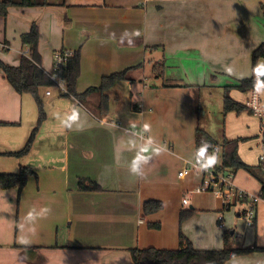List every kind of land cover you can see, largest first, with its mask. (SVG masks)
<instances>
[{
	"label": "crops",
	"instance_id": "1",
	"mask_svg": "<svg viewBox=\"0 0 264 264\" xmlns=\"http://www.w3.org/2000/svg\"><path fill=\"white\" fill-rule=\"evenodd\" d=\"M11 1L7 14L0 15V61L5 64L17 67L30 57L23 36L36 25L47 75L54 72L56 52L81 51L78 94L99 86L105 76L130 71L110 90V112L103 117L56 88L51 95L44 90L47 118L38 126L32 95L16 92L0 70V174L25 167L34 172L21 191L0 189V264H135L131 250L177 249L181 232L197 249H223L228 214L234 210L242 219L243 205L225 210L223 200L209 204L206 193L194 192L202 174L179 172L199 153L201 107L195 87L209 79L238 83L253 75V53L264 44V0ZM171 61L195 83L157 78L154 65L163 63L167 78ZM256 70L264 73V58ZM249 97L247 92L233 98L245 104ZM99 98H89L92 108ZM54 118H61L54 133H38ZM37 127L28 154L15 155ZM253 132L246 127L229 139ZM261 132L262 126L255 136L260 141ZM41 139L49 141L36 152ZM239 156L259 166L240 142ZM81 178L98 183L102 191L80 190ZM235 183L252 194L262 190L244 169L235 173ZM149 200L162 202L163 209L145 214ZM189 209L195 214L181 222V212ZM229 230L238 239L247 235L238 225ZM255 246L264 248V201L246 242L235 247ZM226 264H264V251Z\"/></svg>",
	"mask_w": 264,
	"mask_h": 264
},
{
	"label": "trees",
	"instance_id": "2",
	"mask_svg": "<svg viewBox=\"0 0 264 264\" xmlns=\"http://www.w3.org/2000/svg\"><path fill=\"white\" fill-rule=\"evenodd\" d=\"M30 3V2H25ZM14 4L13 1L7 0L0 3V15H6L8 8ZM28 5H36L31 3ZM40 5H45L43 2ZM39 29L34 25L31 31L23 36V41L29 46L30 57L24 56L21 60V64L17 67L5 64L0 61V70H2L9 83L12 85L14 90L19 94H30L34 98L38 111L39 119L38 126H40L47 118L45 111V103L42 97L44 90L54 88V84L42 68V57L38 50L39 45ZM264 58V44H262L253 53V75L250 78H244L238 82L235 86L243 93L251 92L255 89L264 88V73H258L256 65L259 59ZM130 68L122 71L113 73L109 76L102 78L101 84L98 87H91L84 93H77V82L81 76V51H75L74 56L69 60L67 66V87L71 95L86 106L97 117H103L110 112L111 99L109 96L110 90L119 82L126 81ZM154 72L157 78L164 79L165 77V65L163 63L154 65ZM227 92L224 96V111L225 112H236L242 114L243 112L250 110L246 104L236 101L230 96L229 91L231 87H226ZM93 94H99L97 106L91 107L89 98ZM69 97L67 95H63ZM251 111V110H250ZM201 115V110L199 109ZM252 112V111H251ZM253 113V112H252ZM262 121V119H260ZM263 123V121H262ZM261 123V126H262ZM38 127L33 131L25 147L14 153L15 155H26L30 151L33 141L35 139ZM197 149L198 154L202 153L205 149L208 151L212 150L215 146H220L222 150L221 155V170H228L236 173L240 169H244L253 177H255L262 185L261 195L264 196V170L261 166H250L242 161L239 156V142L240 140H226L223 144H219L212 139L210 134L198 127L197 134ZM34 172L31 168L25 167L17 174H0V189H9L17 187L20 191L26 186L28 178L33 175ZM79 189L83 191H102L101 186L88 179L81 178L79 180ZM243 200H238L235 204H242ZM163 203L160 201L149 200L144 203L143 209L145 214H152L163 209ZM196 210L189 209L181 212V222L186 221L195 214ZM256 223V219H255ZM151 228H159L158 224H149ZM233 230H226L224 232V247L221 250H200L197 249L192 241L184 234L180 233V244L177 249H134L131 250L133 260L135 264H226L230 259L248 255L255 251H264V248L257 246L253 248H239L235 247L231 242V238L234 237Z\"/></svg>",
	"mask_w": 264,
	"mask_h": 264
},
{
	"label": "rangeland",
	"instance_id": "3",
	"mask_svg": "<svg viewBox=\"0 0 264 264\" xmlns=\"http://www.w3.org/2000/svg\"><path fill=\"white\" fill-rule=\"evenodd\" d=\"M169 65H171L172 68H170L167 74L168 77L167 78L164 77V79L162 80L166 79V81L168 82L173 81L178 83L180 82L195 83L192 82V78L190 79L185 78V75L183 73L184 69L182 68L180 63L176 61H171ZM221 79L222 77H219L216 80L209 79L205 83L202 82L200 84L199 90H198V86L195 87L196 88L195 94H198V99L200 101V107L202 110L200 126L203 130H205L210 134L213 140H215L219 144H223L226 140H230L229 139L230 134H235V135L243 134V129H245L246 127H250V129L254 131L253 132L254 134L248 136V138H243V136H239L236 139L238 140L240 139V144H243L245 146V151L249 160L253 161L254 164L257 165L259 162L258 157L261 150H260V140L255 136L260 131V126L262 121L260 120V118L255 116V114L252 113L250 110H247L242 114H238L234 111L232 112L224 111V96L227 92L226 87L229 86L231 87L229 94L231 97H234L235 99H238V94L243 96L244 93L235 87L238 84L237 82L231 80H221ZM261 95L264 96V89L262 90ZM55 97L58 98L59 96L55 95ZM60 119L61 118L51 119V121L44 126V129L39 128L38 133L40 131L46 133L47 130L48 131L50 130V133H54V131H56L58 127V123ZM61 125L63 124L61 123ZM48 141L49 140L45 139L43 141V139H41L38 143V148L36 149V152H38L39 148H41L45 143H48ZM48 150L50 151V148H48ZM39 152L40 154H43L44 149L43 150L41 149ZM49 155L51 156L52 153H50ZM38 161H43V160L38 159ZM203 197H205L204 199H206L209 202V204L213 206L220 205L219 200H222L220 197H217L211 193L210 194L206 193V195H204ZM189 199L192 200V197L189 196ZM189 205L187 206V208L190 207ZM223 205L225 206V204L222 202L221 207H223ZM238 208L240 209L241 206H238ZM235 214L236 212L234 210L228 214L227 217L228 230L233 229L235 225H238V228L240 230L239 232L243 234L247 233V235L246 237L244 235L241 239H238L237 234H235V236L231 238V242L235 246L244 245L247 236L251 231V227H248L246 225V221L243 216L242 219H240L237 218Z\"/></svg>",
	"mask_w": 264,
	"mask_h": 264
},
{
	"label": "built area",
	"instance_id": "4",
	"mask_svg": "<svg viewBox=\"0 0 264 264\" xmlns=\"http://www.w3.org/2000/svg\"><path fill=\"white\" fill-rule=\"evenodd\" d=\"M75 51L63 49L56 52L54 56V72L48 74L52 80L54 87L62 95H67L75 99L67 87V66L69 60L74 56ZM53 88L48 89L47 95L53 93ZM246 106L260 119H262V132L260 141L259 165L264 170V103L262 100L261 89H255L250 92V97L246 101ZM215 154L218 157V162L209 168H204V161L201 153L198 154L194 160L186 164L184 170L179 172L180 176H184L188 172L200 173L203 176L202 182L195 188V193H211L220 197L224 203V209L229 210L233 204L238 200H243L242 216L246 221L248 227H253L255 219L257 218V209L260 202L264 201V196L261 194H252L239 188L235 183V173L228 170H221V155L222 150L220 146H215L212 150H208L207 155ZM184 203L188 204L187 197L184 198ZM220 228H224L223 216L219 218Z\"/></svg>",
	"mask_w": 264,
	"mask_h": 264
},
{
	"label": "clouds",
	"instance_id": "5",
	"mask_svg": "<svg viewBox=\"0 0 264 264\" xmlns=\"http://www.w3.org/2000/svg\"><path fill=\"white\" fill-rule=\"evenodd\" d=\"M207 150L205 149L202 153H201V157L204 158V168H209L214 166L217 162H218V157L213 154V155H207ZM135 170V169H134Z\"/></svg>",
	"mask_w": 264,
	"mask_h": 264
},
{
	"label": "water",
	"instance_id": "6",
	"mask_svg": "<svg viewBox=\"0 0 264 264\" xmlns=\"http://www.w3.org/2000/svg\"><path fill=\"white\" fill-rule=\"evenodd\" d=\"M232 234H233V232H232Z\"/></svg>",
	"mask_w": 264,
	"mask_h": 264
}]
</instances>
